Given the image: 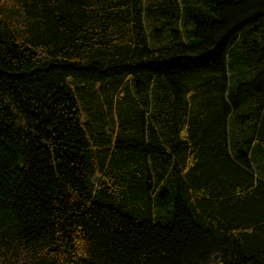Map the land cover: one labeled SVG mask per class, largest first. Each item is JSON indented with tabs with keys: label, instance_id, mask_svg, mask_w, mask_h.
I'll return each mask as SVG.
<instances>
[{
	"label": "trees",
	"instance_id": "obj_1",
	"mask_svg": "<svg viewBox=\"0 0 264 264\" xmlns=\"http://www.w3.org/2000/svg\"><path fill=\"white\" fill-rule=\"evenodd\" d=\"M0 264H264V0H0Z\"/></svg>",
	"mask_w": 264,
	"mask_h": 264
}]
</instances>
